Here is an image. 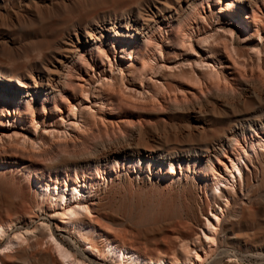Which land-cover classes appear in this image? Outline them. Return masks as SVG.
<instances>
[{"label": "rangeland", "instance_id": "374dc122", "mask_svg": "<svg viewBox=\"0 0 264 264\" xmlns=\"http://www.w3.org/2000/svg\"><path fill=\"white\" fill-rule=\"evenodd\" d=\"M226 8L243 12L246 16L243 19L249 26L247 33L239 31L243 27L239 17L232 18ZM151 12L156 13L157 24L147 20ZM134 20L138 24H134ZM128 22V28L124 27ZM109 23L115 24L119 32H128L130 36H115L112 31L102 30L103 24ZM97 25L102 35L97 33L98 39L87 42L84 29ZM131 25H141L139 28L142 33H138ZM230 29L232 32L228 31ZM224 37H227L225 40L230 47L233 46L231 48L235 52L233 55V51L229 53V57L219 45L216 54L220 57L223 55L221 58L227 64H234L231 68L233 76L231 74L223 77L220 83L207 82V75L203 72L216 64L213 59H208V48L216 44L213 38L222 41ZM71 42L79 46L75 54H72ZM24 43L26 46L32 44L26 48ZM15 44H19V47ZM0 46L1 72L17 73L16 76L25 79L24 74H37L42 71L43 81L37 86L43 92L42 87L49 85L48 75L52 76L54 95H47L45 98L43 94H38L33 104L35 108H41L45 104L48 110L57 104L64 111L67 110L66 100L76 103V109L73 110L75 113L62 112L64 121L60 120L59 115L58 118L54 116L46 119L45 124L40 122L36 131L27 127L17 128L12 117L8 122L6 119L2 120L4 122L0 124V132L5 134H2L4 140L11 136L13 137L10 140L17 139L19 134H15V130L26 131L31 138H36V143L40 141V146L32 149L38 155L27 152L29 156L23 160L26 165L23 169L12 165L5 173L0 172V197L14 201L12 206L0 202L1 219L11 220L16 213H21L25 216L22 223L24 227L34 229L36 224L48 223L49 219L51 222L48 224L55 227L57 220L50 211L49 199L42 201L35 194L37 188L33 183L34 175L52 177L54 182L57 177L61 184L65 179L74 180L79 177L86 182L87 189L95 199L90 205L93 208L90 209L92 214L89 216L113 239L124 241L141 253L184 257L187 243L190 248H201L199 244L200 239H204L202 229L205 218L220 203V199L217 202L212 199L210 190L205 192L203 189L205 185L212 184V170L222 172L218 157L226 161L223 157L224 150L232 156L233 152L239 150L238 141L249 148L247 156L242 154L245 164L241 161L247 177L244 182L234 185V191L227 186L234 200L222 217L216 248L223 252H226L224 249L227 250V254L221 255V262L224 264L230 258L238 260L235 264H264V146L263 149L260 147L256 151L250 150L248 143L251 144V140H256L257 137L246 126L252 124L259 134L264 135V126L260 125V122L264 123V0H242L240 3L237 0H0ZM11 47L21 49L15 51ZM158 47L160 51L157 50ZM121 48L125 53H121ZM119 53L125 57H121ZM128 55L132 58L128 59ZM107 57H110L112 68L109 67ZM62 60H65L64 68L59 66ZM143 61L145 64L141 63ZM140 64L144 65V71L140 69ZM92 65L95 70H92ZM110 76L115 77L116 83L123 80L118 82L119 87L117 84L111 88L105 84L104 88L101 87L99 82H104ZM79 84L87 85L85 91L88 92V98L80 95ZM157 84H162L158 91L164 90L159 101L153 102L152 94L157 91ZM30 87L33 88L32 83ZM106 87L109 90L103 91L102 88ZM100 90L109 97L106 98L105 93L98 92ZM142 91L144 96H140ZM97 96L106 103L111 99L109 104L114 108L111 114H108L105 104H101L98 99L100 97ZM0 100V108H3L7 102L1 98ZM28 102L31 103L32 100L26 98L19 102L15 99L14 107L16 110L20 108L25 113H31L32 107L27 105ZM16 103L21 104L17 106ZM82 115L89 118L86 119L89 122L86 123V128L80 130L75 124L81 123ZM72 122H75L74 126ZM19 137L21 135L18 136L20 142L22 139ZM227 138L231 140L230 143L225 140ZM42 139L47 144L42 143ZM4 140H0V144H7L5 147L14 143H5L8 141ZM63 140H72L73 143L70 142L68 147H59L53 152L46 147L54 142L63 143ZM13 145H17L18 149L23 146L21 143ZM107 147L112 153L108 152ZM27 148L24 146L21 150H31L29 146ZM40 151H45V155L42 152L39 155ZM11 152L6 154L7 160L17 158ZM192 153L197 158L200 156L198 160L194 159ZM207 154L213 162L212 168L204 162V155ZM156 157L158 160H155ZM163 157L166 160L171 157L174 163L163 162ZM63 160L80 162L77 167L59 166ZM184 178L195 182L197 192L191 191ZM77 245L81 246L78 242ZM53 254L55 255L54 251Z\"/></svg>", "mask_w": 264, "mask_h": 264}, {"label": "bare ground", "instance_id": "6f19581e", "mask_svg": "<svg viewBox=\"0 0 264 264\" xmlns=\"http://www.w3.org/2000/svg\"><path fill=\"white\" fill-rule=\"evenodd\" d=\"M140 1V0H139ZM237 2H242V0H237ZM155 5V3H154ZM168 5V4H167ZM161 6V5H160ZM111 7V6H110ZM158 7V5H157ZM51 8V7H50ZM49 8V10H51ZM32 9V8H31ZM226 10L230 11L228 15H231L232 18L235 17H239L240 20V25L242 24V29L239 31H242L243 33H247V30L249 31V26L248 24L244 21L243 18H246V16L243 14L242 11H237L234 10L232 8H226ZM42 11V10H41ZM154 11V9H153ZM159 11V10H158ZM161 11V10H160ZM222 11V9H221ZM44 12V10H43ZM46 12V11H45ZM52 12V11H51ZM48 13V12H47ZM146 13V12H145ZM164 13V12H163ZM147 14V13H146ZM149 14V13H148ZM156 13L155 12H151V15L148 16L147 20L148 21H152L153 23H156ZM26 15V14H25ZM47 15V14H45ZM50 15V14H49ZM53 15V14H51ZM137 15V14H136ZM44 16V15H43ZM145 16V15H144ZM167 16V15H166ZM165 16V17H166ZM173 16V15H172ZM78 16H76L77 18ZM138 17V16H137ZM142 17V15H141ZM159 17V16H158ZM161 17H163L161 15ZM20 18V17H19ZM39 18V16H38ZM118 18V17H117ZM170 18V17H167ZM29 19V17H28ZM74 19V18H73ZM91 19V18H90ZM109 19V18H108ZM114 19V17H113ZM121 19V18H120ZM128 19V18H127ZM158 19V18H157ZM24 20V19H23ZM75 20V19H74ZM73 20V21H74ZM139 20V19H138ZM162 20V19H161ZM160 20V21H161ZM165 20V19H164ZM12 21V20H11ZM98 21V20H97ZM22 22V21H21ZM20 22V23H21ZM89 22V21H88ZM102 22V19H101ZM104 22V21H103ZM108 22V21H107ZM117 22V21H116ZM130 22V21H129ZM124 25V27L128 28V24ZM142 22V21H141ZM146 22V21H145ZM25 23V22H24ZM121 23V22H120ZM131 23V22H130ZM134 24H138L137 20H134L133 22ZM23 24V22H22ZM28 24V23H27ZM100 24V23H99ZM150 24V23H149ZM157 24V23H156ZM133 25V24H132ZM131 25V26H132ZM145 25V24H143ZM159 25V24H158ZM98 26H90L84 29L85 33H86V37L88 39H86V41L88 42V40H93L94 39H98L99 37H97V33L102 35V31L98 29ZM115 24L109 23V24H103L102 30H108V31H112L114 32V35H124V37L126 36H130L128 32L123 33V32H119L117 30V28H115ZM119 26H122L121 24H119ZM141 26V25H140ZM139 26V27H140ZM257 26V25H256ZM79 27V26H78ZM123 27V26H122ZM137 26H132V28L134 30H136L138 33L140 31L141 28H139ZM146 27V25H145ZM154 27V26H153ZM15 28V27H14ZM131 28V29H132ZM232 28V27H231ZM259 28V27H258ZM83 29V26H82ZM257 30V29H256ZM255 30V31H256ZM73 31V30H71ZM151 31V30H150ZM230 32H232V30H228ZM258 31V30H257ZM55 32V31H54ZM83 32V30H82ZM141 32V31H140ZM76 33V32H75ZM111 33V32H110ZM142 33V32H141ZM259 33V32H258ZM28 35V34H27ZM67 35V34H66ZM77 35V34H76ZM136 35V34H135ZM145 35V34H144ZM224 35V34H221ZM220 35V36H221ZM62 36V35H61ZM218 36V35H217ZM65 37V36H64ZM134 37V35H133ZM153 37V36H152ZM60 38V37H59ZM58 38V39H59ZM103 38V36H102ZM108 38V37H107ZM117 38V37H116ZM130 38V37H129ZM140 38V37H139ZM222 38V36H221ZM219 37V39H221ZM76 39V38H75ZM126 39V38H125ZM131 39V38H130ZM135 39V38H134ZM143 39V38H142ZM154 39V38H153ZM188 39V38H187ZM203 39V38H202ZM205 39V38H204ZM216 44L212 45L211 47L208 48V59H213L214 62L216 63L215 65H212V67L208 70H206L205 72H203L204 75H207V82H219L221 81V79L224 77L226 78L227 75H231V68L233 67V65H229L227 64L225 61H223V59L216 54V48L220 45L221 48L223 47L225 49V51L228 53V56L230 57L233 49L230 47L229 42L227 43V41L225 39H227V37H224V41L222 43V41H220L218 38H213ZM11 40V39H10ZM52 40V39H51ZM104 40V39H103ZM162 40V39H161ZM206 40V39H205ZM203 40V41H205ZM8 41V40H5ZM35 41V40H33ZM32 41V43H33ZM56 41V40H54ZM60 41V40H59ZM77 41V40H76ZM111 41V40H110ZM135 41V40H134ZM183 41V39H182ZM229 41V40H228ZM10 42V41H9ZM30 42V41H29ZM58 42V41H57ZM55 42V43H57ZM62 42V41H61ZM102 42V40H101ZM112 42V41H111ZM208 42V41H207ZM211 41H209L210 43ZM12 43V42H11ZM14 43V42H13ZM16 43V42H15ZM30 43V44H32ZM37 43V41H36ZM73 44V48L71 50L72 54L76 53V50L79 48V46L77 44H74L73 42H71ZM137 43V42H136ZM140 43V42H139ZM185 43V42H184ZM4 44L7 46L8 44L6 42H4ZM30 44L28 45L30 47ZM39 44V43H38ZM111 44V43H110ZM3 45V44H2ZM14 45V44H13ZM16 45V44H15ZM19 45V44H18ZM16 45V46H18ZM22 45V44H21ZM25 45V43H24ZM109 45V44H108ZM185 44H182V46ZM28 46H24L26 48H28ZM88 46V45H87ZM118 46V45H117ZM126 46V45H125ZM161 46V45H159ZM205 46V45H204ZM219 46V47H220ZM1 47V46H0ZM5 47V46H4ZM8 47V46H7ZM5 47V48H7ZM14 47V46H13ZM11 47L12 49H15ZM19 47V46H18ZM21 47V46H20ZM57 47V46H56ZM65 47V46H64ZM92 47V46H91ZM103 47V45H102ZM121 47V46H120ZM119 47V48H120ZM127 47V46H126ZM257 47V46H256ZM10 48V47H9ZM62 48V47H61ZM70 48V47H69ZM139 48V47H138ZM159 48V47H158ZM2 49V48H1ZM8 49V48H7ZM21 48H18L17 50L15 49V51H18ZM25 49V48H24ZM23 49V50H24ZM91 49V48H90ZM115 49V53H116V48ZM135 49V48H134ZM30 50V49H29ZM47 51V49H45ZM113 50V49H112ZM129 50V49H128ZM156 50V49H155ZM160 51V48L157 49ZM189 50V49H188ZM259 51V48L257 49ZM26 51V50H25ZM33 51V50H32ZM31 51V52H32ZM37 51V50H36ZM107 51V50H106ZM121 53H125L123 52L124 49H120ZM27 52V51H26ZM81 52V51H80ZM119 52V50L117 51ZM127 52V51H126ZM158 52V51H157ZM156 52V53H157ZM219 51H217L218 53ZM235 50L233 51L232 55L234 54ZM16 53V52H15ZM34 53V52H33ZM36 53V52H35ZM60 53V52H59ZM67 53V52H65ZM226 53V54H227ZM230 53V54H229ZM259 53V52H257ZM14 54V53H13ZM18 54H20L18 52ZM38 55V51L36 53ZM64 54V53H63ZM70 54V53H69ZM68 54V55H69ZM71 54V55H72ZM137 54V53H136ZM158 54V53H157ZM236 54V53H235ZM16 55V54H15ZM22 55V54H21ZM32 55V54H31ZM35 55V54H34ZM40 55V54H39ZM70 55V56H71ZM107 56V53L105 54ZM120 55V53H119ZM127 55V54H126ZM132 55V54H131ZM131 55H128V59L132 58ZM153 55V54H152ZM155 55V54H154ZM162 55V54H161ZM10 56V55H9ZM66 56V55H65ZM105 56V57H106ZM109 56V55H108ZM121 57H125L124 54L120 55ZM136 56V55H135ZM226 56V55H225ZM6 57V56H5ZM38 57V56H37ZM72 57V56H71ZM76 57V56H75ZM152 57V56H150ZM227 57V56H226ZM35 58V57H34ZM40 58V57H39ZM49 58V57H48ZM47 58V59H48ZM61 58V57H60ZM108 58V57H107ZM135 58V57H134ZM155 58V57H154ZM38 59V58H37ZM36 59V60H37ZM74 59V58H73ZM110 57L107 59L109 67L112 68L111 65V60H109ZM115 59V58H114ZM149 59V58H148ZM7 60V59H6ZM19 60V58H18ZM51 60V59H50ZM68 60V59H67ZM87 60V59H86ZM201 60V59H200ZM65 60L61 61V66L62 68L65 67L66 64L64 62ZM74 61V60H73ZM79 61V60H78ZM97 61V60H96ZM136 61V60H135ZM149 61V60H148ZM36 62V61H35ZM54 62V61H53ZM52 62V63H53ZM83 62V61H82ZM101 62V61H100ZM18 63V61H17ZM21 63V62H20ZM39 63V62H38ZM56 63V62H55ZM76 63V62H75ZM74 63V64H75ZM133 63V62H132ZM142 64H145V62H141ZM200 63V62H199ZM203 63V62H202ZM23 64V63H22ZM33 64V63H32ZM48 64V63H47ZM50 64V63H49ZM68 64V63H67ZM101 64V63H100ZM107 64V65H108ZM151 64V63H150ZM204 64V63H203ZM29 65V64H28ZM94 65V64H93ZM92 65V70H95L93 68ZM96 65V64H95ZM139 65V64H138ZM149 65V64H148ZM201 65V63L199 64ZM210 65V64H208ZM237 65V64H236ZM52 66V65H51ZM97 66V65H96ZM144 65L140 64V69H142V71H144L145 69H143ZM153 66V65H152ZM216 66V67H215ZM34 67V66H33ZM40 67V66H39ZM49 67V66H48ZM67 67V66H66ZM72 67V66H71ZM89 67V66H88ZM91 67V66H90ZM102 67V65H101ZM108 67V68H109ZM131 68L133 66H130ZM129 67V68H130ZM178 67V66H177ZM203 67V66H202ZM205 67V65H204ZM23 68V67H22ZM36 68V67H35ZM42 68V67H41ZM58 68V67H57ZM61 68V69H62ZM73 68V67H72ZM130 68V70H131ZM13 69V68H12ZM25 69V68H24ZM33 69V68H32ZM75 69V68H74ZM77 69V68H76ZM121 69V68H120ZM134 70V67L132 68ZM139 69V70H140ZM244 69V68H243ZM6 70V69H5ZM41 70V69H39ZM99 70V69H98ZM122 70V69H121ZM138 70V69H137ZM261 70V69H260ZM52 71V70H51ZM62 71V70H61ZM90 71V70H89ZM102 71V70H99ZM111 71V69H110ZM129 71V70H128ZM136 71V70H135ZM142 71L140 73V75L142 74ZM183 71V70H182ZM10 72V71H9ZM37 72V71H36ZM42 72V71H41ZM39 72L37 74L31 73V74H24L25 79L20 78L17 75V73H3L0 71V98L5 100L7 103L3 106V108H0V124H3L2 122H4L6 119V121L8 122V120L12 117V121L16 124L15 126H17V128L19 127H27V128H32V129H37L38 124L44 123L45 124V120L46 119H51L54 116L59 115V118L61 121H64L65 119L63 118L62 112H72L75 108L76 103L72 104V102H70L69 100H66V107L67 110L61 111V106L57 105V104H53L54 107L49 108L48 110L46 109L45 104L41 106V108H35L33 106L34 101H36V96L38 94H43V96H47V95H51L53 96L55 93V89H53V84H52V76L47 77V81L49 83V85L45 88L44 86L42 87L41 90L44 89L43 91H40L38 86V83L41 81H43L42 79V73ZM93 72V71H92ZM96 72V71H95ZM104 72V70H103ZM201 72V71H200ZM23 73V72H22ZM64 73V72H63ZM71 73V72H69ZM68 73V74H69ZM89 73V72H88ZM123 72H120V74ZM135 73V72H134ZM183 73V72H182ZM65 74V73H64ZM63 74V76H64ZM67 74V73H66ZM102 74V73H100ZM44 75V74H43ZM47 75V74H46ZM113 75V74H112ZM126 75V74H125ZM138 75V74H137ZM190 75V74H189ZM22 76V75H21ZM122 76V75H120ZM119 76V77H120ZM127 76V75H126ZM133 76V75H132ZM175 76V75H174ZM180 76V75H179ZM181 76H184L181 74ZM197 76V75H195ZM201 76H203L201 74ZM233 76V74L231 75V77ZM79 77V76H78ZM89 77V76H88ZM189 77V76H187ZM199 77V76H198ZM205 77V76H204ZM54 78V76H53ZM59 78V77H58ZM82 78V77H81ZM100 78V77H99ZM104 78V77H103ZM103 78H101V80H104ZM107 79H105V81H100L99 83H101V87L107 86L108 88L113 87L115 84L118 85V82L123 81L121 78V80L116 83L115 77L113 78L112 76L110 77H106ZM191 78V76H190ZM189 78V79H190ZM196 78V80H200V78L194 77V79ZM203 78V77H202ZM78 79V78H76ZM183 79V78H182ZM186 79V78H185ZM193 79V80H194ZM62 80V79H61ZM80 80V79H79ZM85 80V79H83ZM82 80V81H83ZM87 80V78H86ZM85 80V81H86ZM205 80V79H204ZM224 80V79H223ZM84 81V82H85ZM91 81V80H90ZM46 82V81H45ZM57 82V80H56ZM103 82V84H102ZM158 82V81H157ZM199 82V81H198ZM205 82V81H204ZM33 84V88L30 87V84ZM80 83V82H79ZM87 83V81H86ZM200 83H203L200 82ZM220 83V82H219ZM218 83V84H219ZM78 84V83H77ZM83 84V83H82ZM89 84V83H88ZM91 84V82H90ZM120 84V83H119ZM100 86V84H98ZM116 85V86H117ZM124 85V84H123ZM158 85V84H157ZM162 85V84H161ZM161 85L156 88L157 91H155V93L152 94V100L153 102H157L159 101V98L161 96V92L164 90L158 91V89H161ZM183 85V84H182ZM201 85V84H200ZM83 86H85L83 88ZM87 85H81L79 84V88H80V95L81 96H88V92L86 93L85 89H86ZM104 86V87H105ZM120 85H118L119 87ZM122 86V85H121ZM165 86V85H164ZM57 87V86H55ZM62 87V86H61ZM77 87V88H78ZM95 87V86H94ZM103 87V88H104ZM105 88L102 90L106 91L109 90L108 88ZM125 86H123L124 88ZM78 88V89H79ZM117 88V87H116ZM94 89V88H93ZM96 89V88H95ZM100 89V88H99ZM114 90H116L115 88H113ZM112 89V91H113ZM119 89V88H118ZM182 89V88H181ZM111 90V89H110ZM121 90V89H120ZM167 90V89H166ZM183 90V89H182ZM63 91V90H62ZM97 91V90H96ZM181 91V90H180ZM42 92V93H41ZM98 92H101L98 91ZM109 92V91H108ZM154 92V91H153ZM183 92V91H181ZM57 93V92H56ZM73 93V92H72ZM101 93H105V92H101ZM144 92H141L140 96H144L143 94ZM147 93V92H146ZM70 94V93H69ZM97 94V93H96ZM107 95V93H105ZM140 94V92L138 93ZM137 94V96H138ZM163 94V93H162ZM99 95V93L97 94ZM104 95V94H103ZM102 95V96H103ZM263 95V94H262ZM78 96V95H77ZM76 96V97H77ZM80 96V97H81ZM105 96V95H104ZM147 96V95H146ZM151 96V95H150ZM149 96V97H150ZM39 97V96H38ZM72 97V96H70ZM100 96H97V98ZM109 97V95L106 96V98ZM26 98L32 100V102H28L27 105L32 107V112L31 113H25L23 112L22 109L18 108V110L15 109V105H14V101L15 99L19 100V102L26 100ZM46 98V97H45ZM88 98V97H87ZM86 98V99H87ZM96 98V99H97ZM104 98V97H103ZM146 98V97H145ZM41 99V98H40ZM67 99V98H66ZM100 99V103L101 104H105L106 106V111L108 110V114H111L114 110V108L109 104L111 99H108L109 102L106 103L104 100H102V98H98ZM148 99V97H147ZM145 99V100H147ZM107 100V101H108ZM144 100V97L143 99ZM149 100V99H148ZM147 100V101H148ZM1 101V100H0ZM75 101V100H74ZM79 101V100H78ZM81 101V100H80ZM79 101V102H80ZM88 101V100H87ZM77 102V100H76ZM151 102V103H153ZM64 103V104H65ZM17 104V103H16ZM21 103H18V105H20ZM154 104V103H153ZM41 105V104H40ZM52 105V106H53ZM63 105V104H62ZM16 106V107H17ZM22 106V105H21ZM64 106V105H63ZM2 107V106H1ZM102 107V106H101ZM193 107V106H192ZM89 108V107H87ZM91 109V108H89ZM90 111V110H89ZM110 111V112H109ZM86 112V111H85ZM83 112V113H85ZM73 113H75L73 111ZM93 113V112H92ZM95 113V112H94ZM85 114H87L88 116V112H86ZM84 114V115H85ZM71 115V114H70ZM82 115V117H80V119H82L81 123H77L75 124V126L77 125L76 128H80V130H83V128H86L85 125H87L86 123H88L89 118H85V116ZM106 115V114H105ZM84 116V117H83ZM93 117V119H95L93 115H91ZM90 117V116H89ZM90 117V118H92ZM105 118V117H104ZM56 119V118H55ZM86 119L87 122H86ZM264 119V118H263ZM4 120V121H2ZM53 120V119H52ZM91 120V119H90ZM96 120V119H95ZM94 120V121H95ZM103 120V119H102ZM108 121L109 118L107 119ZM119 120V119H118ZM47 121V120H46ZM49 121V120H48ZM58 121V119H57ZM60 121V122H61ZM98 121V120H97ZM254 121V120H253ZM258 121V120H257ZM257 121L254 123L256 124ZM56 122V121H55ZM111 122V121H110ZM251 122V121H250ZM40 123V124H41ZM54 124V122H51ZM75 123V122H74ZM74 123L72 122V125L74 126ZM109 123V122H108ZM116 123V122H115ZM259 123V122H258ZM57 124V123H56ZM59 124V121H58ZM247 124V122H246ZM91 125V124H90ZM260 125L264 126L263 122H260ZM104 126V125H103ZM248 126V130L250 132H253L254 136L257 137V139H252L251 140V144L248 143V145H250V150H254L256 151L257 149H259L260 147L262 148L264 146V135L263 134H259V132L257 131L256 128L252 127V124L246 125ZM245 126V127H246ZM259 126V125H258ZM244 127V128H245ZM260 127V126H259ZM75 128V127H74ZM26 129V128H25ZM259 129V128H258ZM22 130V129H20ZM77 130V129H76ZM79 130V129H78ZM86 130V129H85ZM88 131V129H87ZM247 131V130H246ZM53 131H50V133H52ZM82 132V131H81ZM79 132V133H81ZM261 132V131H260ZM56 133V132H54ZM58 133V132H57ZM62 134L64 132H61ZM242 133H243V129H242ZM249 133V132H248ZM263 133V131H262ZM2 132H0V140L3 142V134ZM15 134H19L21 135V137H19V139H22V141L19 142L18 140V136L17 139H13L10 140V138L8 137V142L5 143H9L11 141H13V144H17V143H21V145H23L22 147L25 146V148H27V146H29V148L31 150L26 151L25 150H21L22 147H20L21 149H18V146L15 145V147H13L14 145L11 144L9 145V147H5V145H3V143L0 144V172L5 173L7 170H10L12 168V165H17L20 166L19 168H24L26 167L25 163L23 162V160H25L26 156H29V153H32L34 155H38V152L33 151L32 149L39 147L40 145L38 143H36V138L33 139L31 138V136L28 135V133L22 132V131H18L15 130ZM49 134V133H47ZM84 134V133H83ZM244 134V133H243ZM51 135V134H49ZM61 135V134H60ZM66 135V132H65ZM237 135V134H236ZM241 135V134H240ZM45 136V135H44ZM55 136V135H54ZM64 136V135H63ZM225 137V136H224ZM251 137V135H250ZM5 138V136H4ZM51 138V137H50ZM55 138V137H54ZM53 138V139H54ZM247 138V137H246ZM76 139V138H75ZM4 140V141H5ZM47 140V136L45 137V141ZM84 140V139H83ZM82 140V142H83ZM223 140V139H222ZM228 143L231 142V140L229 138L225 139ZM237 140V139H236ZM245 140V139H243ZM0 141V142H1ZM42 143H46L44 142V140L42 139ZM59 141V140H58ZM67 141V140H66ZM64 142L63 143H59V142H54L52 144H48L49 149L53 152V150L55 149H59V147H68L69 143L72 142V140H70L69 142ZM78 141V140H77ZM80 141V140H79ZM224 141V142H226ZM52 142V141H51ZM50 142V143H51ZM81 142V143H82ZM220 142V141H219ZM218 142V143H219ZM223 142V143H224ZM236 142V141H235ZM246 142V141H244ZM248 142V141H247ZM73 143V142H72ZM76 143V142H75ZM74 143V145H75ZM71 144V143H70ZM80 144V143H79ZM85 144V143H84ZM238 144V148L237 151L233 152V155L231 156L230 154H228V152L226 150H224L223 152V157L226 158V161L220 160L218 157V161L220 163V166L222 165V172L216 171V170H212L213 171V176L211 178L212 184L210 186H206L204 187V191H208L210 190L211 192V196L212 199L217 202L218 199H220V203L217 205L216 208H213L210 210L209 214L207 215L205 218V223H204V228L202 229V235L204 237V239H200V249L197 248H190L188 243L187 245H185L184 247V257H180L177 255H174L173 257H169L167 255H155L152 252L149 253H141L138 250H136L134 247L126 244L124 241L121 240H116L113 239L107 232L103 231V229L97 225V223L94 221V219H92V217L89 216L90 211L92 212L93 207L90 208V205L92 203H94L95 199L93 197V195L91 194V192H89V189H87L86 186V182L84 180H81L79 177H76L74 180L73 179H68L63 182V184H61V181L56 177V181L54 182V180H52V177H45L43 175L41 176H37L34 175V173H32L34 175V179H33V183L35 184L37 190H36V195L38 197H40L43 200L49 199L50 205H51V210L53 213V216L56 217V224L55 227H52L51 224L45 223V222H41L40 224H36L34 229H30L29 227H24L22 225V223H24L23 221H25V219H23V214L21 213H16L14 219L11 220H4L0 218V264H224L223 262H221V255L222 253H226L227 254V250L224 249L223 252L221 250H218V248H216L217 245V239H218V235H219V230H220V226H221V222H222V217L225 215V213L228 211L230 205L232 204L233 200H234V196L231 193V190L227 189V186L233 188V191L235 190L234 185H238V183L244 182L247 174L245 173V171H243V166L241 161L243 162V153L247 156L248 155V149L246 148L245 145H243L242 143H239L237 141ZM77 145V144H76ZM103 144H101L102 146ZM110 145V144H109ZM108 145V147H109ZM115 145V144H114ZM128 145V144H127ZM225 145V144H224ZM224 145L221 146V148L224 147ZM12 146V147H11ZM100 146V147H101ZM107 146V145H106ZM120 146V145H119ZM124 146V145H122ZM213 146V145H212ZM17 147V148H16ZM44 147V146H43ZM42 147V148H43ZM105 147V145H104ZM107 147V148H108ZM112 147V145H111ZM211 147V146H210ZM103 148V147H102ZM101 148V149H102ZM106 148V147H105ZM114 148V146H113ZM112 148V149H113ZM124 148V147H123ZM196 148V147H195ZM264 148V147H263ZM262 148V149H263ZM28 149V148H27ZM96 149H100V148H96ZM116 149V148H115ZM43 150V149H42ZM47 150V149H46ZM45 150V151H46ZM104 150V149H103ZM109 150V148H108ZM213 150V149H212ZM249 150V151H250ZM14 152V155H16L17 158H15L14 160H7V158L5 157L6 154H9L8 152ZM45 151H40L39 155H41L42 153L44 154ZM48 151V150H47ZM68 151V150H67ZM95 151V150H94ZM100 151V150H99ZM105 151V150H104ZM116 151V150H115ZM113 151V152H115ZM197 151V150H196ZM199 151V150H198ZM215 151V150H214ZM218 151V150H217ZM29 152V153H27ZM42 152V153H41ZM50 152V151H49ZM96 152V151H95ZM94 152V153H95ZM109 153H112L110 150L108 151ZM118 152V151H116ZM210 152V151H209ZM12 153V152H11ZM47 153V152H46ZM66 153V152H65ZM107 153V151H106ZM202 153V152H201ZM205 153H207L205 151ZM49 154V153H48ZM63 154V153H62ZM97 154V153H96ZM100 154V152H99ZM108 154V153H107ZM193 154V153H192ZM204 154V153H203ZM217 154V153H215ZM45 155V154H44ZM89 155V154H87ZM95 155V154H94ZM110 155V154H109ZM126 155V154H125ZM129 155V154H128ZM132 155V154H131ZM174 155V154H173ZM194 155V154H193ZM85 156V155H84ZM91 156V153H90ZM89 156V157H90ZM93 156V154H92ZM107 156V155H106ZM113 156V155H112ZM134 156V155H133ZM156 156V155H155ZM187 156V155H186ZM205 159L204 162L205 164L212 168L213 162L211 160V157L209 154L204 155ZM83 157V156H81ZM94 157V156H93ZM135 157V156H134ZM143 157V156H142ZM141 157V158H142ZM161 157V156H160ZM166 157V156H165ZM200 157V156H199ZM198 157V158H199ZM202 157V156H201ZM102 158V157H101ZM157 158V157H156ZM164 158V157H163ZM184 158V157H183ZM188 158V157H187ZM197 156L195 157L194 155V159L198 160ZM84 159V157H83ZM100 159V158H99ZM111 159V158H110ZM168 160H166V158L163 159V162L168 161L169 164H172L174 162H172L173 159L168 158ZM101 160V159H100ZM155 160H158L155 159ZM160 160V158H159ZM228 161V162H227ZM79 162L80 161H76V160H72V161H62L59 166H63V167H70L74 166L77 167L79 166ZM93 162V161H92ZM24 163V164H23ZM158 163V162H157ZM190 163V162H189ZM245 164V161L243 162ZM22 164V165H20ZM29 164V163H28ZM204 165V164H203ZM82 167V166H81ZM257 167V166H256ZM15 168V167H14ZM13 168V169H14ZM18 168V169H19ZM174 168V167H173ZM24 171V170H23ZM29 171V170H28ZM11 172V171H10ZM22 172V171H21ZM20 172V173H21ZM75 172V171H74ZM30 173V172H29ZM76 173V172H75ZM28 174V173H27ZM31 174V175H32ZM77 174V173H76ZM208 175V174H207ZM252 175V174H251ZM27 176V175H26ZM29 176V175H28ZM78 176V175H77ZM174 177V176H173ZM177 177V176H176ZM181 177V176H180ZM192 178V177H191ZM195 178V177H194ZM143 179V178H142ZM185 182L187 184H189L188 187H190L191 191H193L194 193L197 192V185L195 184L194 181L188 180V178H184ZM207 179V176H206ZM209 179V178H208ZM147 182V181H146ZM200 182V181H199ZM168 183V182H167ZM170 183V182H169ZM182 183V182H181ZM180 183V184H181ZM184 184V182H183ZM199 184V183H198ZM175 187V186H174ZM187 187V188H188ZM181 190V189H180ZM187 193V192H186ZM188 194V193H187ZM35 195V196H36ZM198 195V194H197ZM208 195V194H207ZM36 196V198H37ZM190 196V195H189ZM35 198V197H34ZM39 199V198H38ZM191 199V198H190ZM32 200V199H31ZM194 200V199H193ZM0 202H4L8 205H14V201H12L11 199L7 198V197H0ZM194 202V201H193ZM39 203V202H38ZM45 203V202H44ZM47 203V202H46ZM102 203V202H101ZM200 203V202H199ZM32 204V203H31ZM205 204V203H204ZM248 204V203H247ZM37 205H41V204H37ZM46 205V204H45ZM32 206V205H31ZM42 206V205H41ZM195 206V205H194ZM201 206V205H200ZM33 207V206H32ZM37 207V206H36ZM45 207V206H43ZM95 207V206H94ZM205 207V206H204ZM207 207V206H206ZM194 208V207H193ZM197 208V207H195ZM199 208V207H198ZM210 209V208H209ZM208 209V210H209ZM10 210V209H9ZM42 210V209H41ZM44 210V209H43ZM42 210V211H43ZM48 210V209H47ZM48 210V211H49ZM207 210V208H206ZM45 211V210H44ZM243 212V211H242ZM40 213V212H39ZM42 213V212H41ZM48 213V212H47ZM52 213H50L52 215ZM98 213V212H97ZM201 213V212H200ZM251 213V212H249ZM92 214V213H91ZM90 214V215H91ZM196 214V213H195ZM198 214V213H197ZM235 214V213H234ZM13 215V214H12ZM31 215V214H30ZM33 215V214H32ZM45 215V214H44ZM199 215V214H198ZM250 215V214H249ZM46 216V215H45ZM49 216V214H48ZM94 216V215H93ZM204 216V215H203ZM246 216V215H245ZM254 216V215H253ZM30 217V216H29ZM28 217V218H29ZM33 217V216H32ZM35 217V216H34ZM192 217V216H191ZM13 218V217H12ZM49 218V217H47ZM201 219V218H200ZM29 220V219H28ZM48 220V219H47ZM53 220V219H52ZM256 221V220H255ZM200 222V221H199ZM196 236V235H195ZM198 236V235H197ZM196 236V237H197ZM200 238V237H199ZM199 241V240H198ZM80 243L81 246L77 245ZM244 242V241H243ZM248 245V244H247ZM195 247V246H194ZM222 248V247H221ZM261 248V247H260ZM259 250V249H258ZM53 251L55 252V255L53 254ZM229 252V250H228ZM161 254V253H160ZM176 254V253H175ZM179 255V254H178ZM231 255V254H230ZM260 255V254H259ZM227 256V255H226ZM229 256V255H228ZM234 256V255H233ZM262 256V255H261ZM236 257V256H234ZM238 260H235L234 258H230L227 262V264H235V262Z\"/></svg>", "mask_w": 264, "mask_h": 264}]
</instances>
